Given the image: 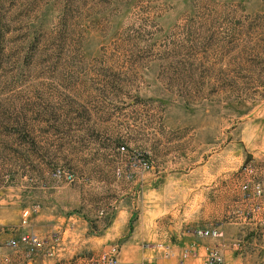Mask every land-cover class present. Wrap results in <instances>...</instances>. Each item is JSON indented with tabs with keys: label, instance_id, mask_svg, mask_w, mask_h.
Segmentation results:
<instances>
[{
	"label": "rangeland",
	"instance_id": "rangeland-1",
	"mask_svg": "<svg viewBox=\"0 0 264 264\" xmlns=\"http://www.w3.org/2000/svg\"><path fill=\"white\" fill-rule=\"evenodd\" d=\"M138 154L132 198L115 168ZM262 163L264 0H0L1 227L46 236L75 215L100 251L180 264L186 228L218 222L224 264H264V222L234 208Z\"/></svg>",
	"mask_w": 264,
	"mask_h": 264
},
{
	"label": "built area",
	"instance_id": "built-area-1",
	"mask_svg": "<svg viewBox=\"0 0 264 264\" xmlns=\"http://www.w3.org/2000/svg\"><path fill=\"white\" fill-rule=\"evenodd\" d=\"M118 150L125 152V147L120 146ZM151 169L150 161L143 155L138 154L130 157L125 163L119 164L115 168L117 179L125 181H141ZM67 181L72 180V176L67 174ZM242 204L244 209L240 212L243 216L259 218L264 222V163L258 166H249L244 168L243 176L239 182ZM101 215H106L100 212ZM26 223L25 220L22 221ZM6 230L0 226L1 234ZM193 238H209L216 240V244L206 249V257L203 264H224V258L221 253L220 244L222 233L217 227L189 226L185 232ZM62 234L59 231L52 232L46 236H38L30 232H19L17 235L8 238L5 241L0 240V264H34L41 261L46 264L47 260L57 257L61 248ZM193 246V245H192ZM191 247V246H190ZM121 248L117 243L111 244L108 249L98 253H89L80 251L66 258H59L53 264H118ZM19 254V260L13 255ZM194 249L184 247L179 257V263L182 264L189 256L194 255Z\"/></svg>",
	"mask_w": 264,
	"mask_h": 264
},
{
	"label": "crops",
	"instance_id": "crops-1",
	"mask_svg": "<svg viewBox=\"0 0 264 264\" xmlns=\"http://www.w3.org/2000/svg\"><path fill=\"white\" fill-rule=\"evenodd\" d=\"M147 175L145 174L143 179L141 181L134 180V181H125L124 183L128 186L126 189V192L124 193L126 196H131L134 198L135 196H138V194L141 192L144 184L146 183ZM242 199L241 201L234 202V208L236 212L240 215V212L244 209V204H242ZM128 202L130 203L131 206H133L132 200L127 201V200H122L121 202L119 201L118 204L116 202L115 206H117V212L118 215H126L131 207H129ZM206 210V206L203 204L199 205V210ZM27 209H25L20 216L21 222L23 220H27L30 215H27ZM39 219H42L43 216H38ZM76 217L75 215L69 216L66 219L62 218V221L59 220L57 224H52L51 228L49 227L48 229L45 228V230H41V234H50L55 231H59L62 234V240H61V248L60 251L57 254L56 259L59 258H66L71 256L72 254L80 251H93V252H98L100 251L101 248V243L105 242V240L102 239H96L92 235L89 234V226L88 222L83 218H79L77 216V219H74ZM27 218V219H25ZM48 219V218H47ZM46 219V223L48 220ZM61 221V222H60ZM67 222L66 225L64 223ZM217 228L219 227V223L216 222ZM1 226V225H0ZM203 227H213V226H207V225H200ZM112 228V227H111ZM115 229V227H113ZM125 229V224L120 225L119 228H116L115 234L112 236L117 237L120 235L121 232H123ZM220 229V228H219ZM5 232L1 234L0 240L5 241L8 238L17 235L19 232H29V230L25 227V225H20L18 227H13L11 229L5 228ZM175 234V233H174ZM178 239H180L178 237ZM184 245H187L188 242L191 243L190 239H187L186 237L183 238ZM196 247H193L190 245L186 246L189 248H193L195 254L189 256L186 260L182 262V264H202V254H203V244L211 242L208 239L206 240H201V239H196ZM177 246V249L180 248L179 244L175 243V239L173 238V243H172V249H175ZM176 249V250H177ZM13 257L16 260H19L20 255L19 254H14ZM155 257L153 256L152 253H150L148 250H144L140 247H138L137 244H126L122 246L121 253H120V262L118 264H133V263H144V264H154L156 261L154 260ZM174 264H176L174 262Z\"/></svg>",
	"mask_w": 264,
	"mask_h": 264
}]
</instances>
